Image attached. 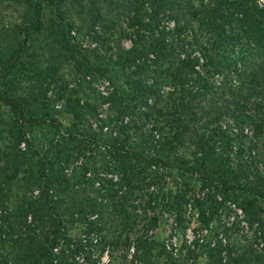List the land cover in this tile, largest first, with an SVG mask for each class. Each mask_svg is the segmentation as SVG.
I'll return each instance as SVG.
<instances>
[{
  "label": "trees",
  "instance_id": "trees-1",
  "mask_svg": "<svg viewBox=\"0 0 264 264\" xmlns=\"http://www.w3.org/2000/svg\"><path fill=\"white\" fill-rule=\"evenodd\" d=\"M115 1L0 0V264H78L80 254L99 264L107 248H132L139 264H188L191 256L196 264L194 250L174 257L154 237L165 211L183 228L189 204L207 228L213 208L226 200L238 203L249 226L263 225L264 3L122 0L137 27L133 48L94 65L80 40L86 16L94 28L103 21L100 5ZM189 13L203 14L209 38L175 44L161 20L179 22ZM146 29L160 62L143 56ZM48 42L85 76L112 83L105 100L113 116L95 125L87 117L92 104L50 94L58 69L38 63ZM201 58L207 70L197 69ZM155 63L165 65L160 73L170 90L150 81L159 72ZM229 120L238 131L224 124ZM78 225L86 244L73 240ZM224 249H209L210 264L261 263L251 253L235 258L232 248L224 262Z\"/></svg>",
  "mask_w": 264,
  "mask_h": 264
},
{
  "label": "rangeland",
  "instance_id": "rangeland-1",
  "mask_svg": "<svg viewBox=\"0 0 264 264\" xmlns=\"http://www.w3.org/2000/svg\"><path fill=\"white\" fill-rule=\"evenodd\" d=\"M253 1H257L260 5L264 3L263 0ZM122 2L124 1L116 0L114 4H110L109 2L101 4L99 9H101L102 14H104L103 21L97 22L94 28L91 25L93 19L89 14L86 16V29H84V35L80 37V40L82 41L81 44L86 51V55L94 62V65L99 63L98 59H101V57H105L106 61L111 58L116 60L125 51H130L133 48L132 38H137L135 34L137 27H131L132 22L129 16L133 14L132 9ZM120 5H122V7L118 8ZM198 7L201 6L198 4ZM197 10H200V8H197ZM7 12L8 11L4 14H8L9 17L11 16L9 20L14 22L16 17L15 14ZM160 28L165 31L167 38L175 42V44L193 41L192 38H209L208 25L205 24L203 14L197 15L189 13L185 15L184 19L180 18L179 22L170 19L167 15L162 18ZM141 34L145 36L142 38H148V41H143V46H141L145 60L147 58L150 59V61H162V59L158 58L156 54L151 51L150 31L147 29L142 30ZM40 54L41 56L38 63L43 68L52 65L58 69L55 81L51 82L50 85L49 92L52 96H57L59 93L64 95L71 94L72 97L79 98L82 104H86V102L92 104L95 107V112L94 114L88 113L87 117L95 125L100 124L101 118L106 119L110 117V115L113 116V112L109 108V103L105 100L106 96L113 89V85L108 79L101 76H85V74L79 70L76 63L70 61L63 49L55 43L48 42L45 50ZM193 54L197 56L200 55L198 51H193ZM157 64L155 63L156 66L152 64V68H159V72H157L158 74L156 76L151 77L150 81L153 79H155V81H160V89L168 91L170 90L169 79H166L165 76H162L160 73V71L165 68V65ZM205 65L206 60L201 58L200 65L197 66V69L203 68L207 70ZM106 66H108V62ZM97 68L101 67L97 66ZM213 77L216 81L225 79L223 74L220 73H214ZM118 81L121 83V80ZM57 107L62 110L63 103L59 102ZM59 115L62 117L65 116L62 111ZM224 124L227 127L232 126L234 132L239 129L238 127V129L235 128L232 120L226 121ZM258 144L259 154L264 161V147L260 141ZM246 145L248 144L246 143ZM173 180L174 178L171 179L169 187L173 186ZM194 187L195 192L198 194L199 184L195 183ZM217 200H222V197H217ZM225 202L226 205L220 204L218 207L213 208V215L210 221V226L212 228H209L208 233H202V230L207 226L199 221L198 213L193 209L191 204L186 205L185 217L187 218V223L181 229H175L173 221L175 215L173 213H169L168 211L163 212L159 227L154 234L155 239L164 242L166 245H170L168 249L174 257H188L189 251L194 250V252H196L195 254L198 256L196 264H210L208 251L210 248H216L218 245L225 247L222 252L224 262L228 259V254H230V249L232 248L233 251L231 255L235 256V258L244 253H251L253 262L257 263V261L260 260L261 263L259 264H264V202L261 203V218L263 225L255 224L253 227L246 223L238 207V203H233L231 200H226ZM3 213H5L4 208L0 206V227L3 223ZM158 214L160 213L158 212ZM71 235L74 241L80 239L86 244V238L88 237L83 225L76 226L75 229L71 231ZM88 250L95 254L96 257L100 255L96 252L95 246L89 247ZM106 251H109V249L107 248ZM102 255L100 256V261ZM108 257L111 261L110 264H139L138 261H133L132 248H121L116 251L110 250L108 252ZM76 260L78 264H86V254L78 255ZM193 262L194 258H192V256L190 258L188 257V264H193Z\"/></svg>",
  "mask_w": 264,
  "mask_h": 264
},
{
  "label": "built area",
  "instance_id": "built-area-1",
  "mask_svg": "<svg viewBox=\"0 0 264 264\" xmlns=\"http://www.w3.org/2000/svg\"><path fill=\"white\" fill-rule=\"evenodd\" d=\"M221 198V197H220ZM241 213H242V210L240 209ZM243 215V213H242ZM209 228H212L210 225H209ZM209 228H204L202 230V233L206 232L208 233L209 231ZM168 247H170V245H167ZM77 258V257H76ZM77 261V260H76ZM110 260H109V257H108V251H105L101 257V261H99V264H105V263H108ZM78 262V261H77Z\"/></svg>",
  "mask_w": 264,
  "mask_h": 264
},
{
  "label": "water",
  "instance_id": "water-1",
  "mask_svg": "<svg viewBox=\"0 0 264 264\" xmlns=\"http://www.w3.org/2000/svg\"><path fill=\"white\" fill-rule=\"evenodd\" d=\"M263 2H264V0H263Z\"/></svg>",
  "mask_w": 264,
  "mask_h": 264
}]
</instances>
